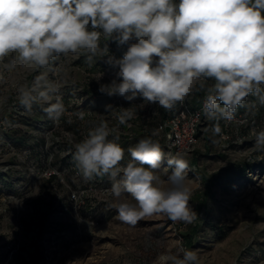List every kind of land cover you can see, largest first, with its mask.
I'll list each match as a JSON object with an SVG mask.
<instances>
[{"label":"clouds","instance_id":"obj_1","mask_svg":"<svg viewBox=\"0 0 264 264\" xmlns=\"http://www.w3.org/2000/svg\"><path fill=\"white\" fill-rule=\"evenodd\" d=\"M108 42L127 50L117 58ZM73 54L106 58L115 77L98 91L128 102L140 98L171 110L194 91L205 93L202 110L216 121L211 131L219 136V122L234 120L250 94L264 104V0H0L2 71L47 69ZM58 92L43 74L16 89L28 111L34 103H47L44 111L54 122L66 111ZM122 109L118 121L124 125L135 113ZM116 131L101 121L76 144L73 160L85 180H112L107 191L119 201L113 205L118 219L129 226L162 214L173 223H193L198 214L190 206L185 155L165 160L161 144L147 137L127 148L130 160L122 163L125 148L113 136ZM253 135L264 146V128ZM165 162L172 169L166 180L156 171ZM157 261L199 264V256L185 249L161 252Z\"/></svg>","mask_w":264,"mask_h":264},{"label":"rangeland","instance_id":"obj_2","mask_svg":"<svg viewBox=\"0 0 264 264\" xmlns=\"http://www.w3.org/2000/svg\"><path fill=\"white\" fill-rule=\"evenodd\" d=\"M83 55L60 56L47 69L38 70L53 76L59 93L70 99L64 102V118L69 124L80 117L71 116V113L81 99L87 97L88 77L97 76L100 84L109 83L115 77L114 69L103 68L108 66L106 58L97 55L88 60ZM9 58L6 57L5 62ZM89 69H103V73L92 74ZM34 72L31 66H18L12 73L0 69V76L3 77L0 79V132L11 122L4 117L9 116L11 107L18 102V85L29 84V77ZM74 87L78 88L72 91ZM68 91L70 94L66 93ZM51 102H55V96ZM86 112L92 118L88 120L82 116L79 125L75 126L76 132L67 131L57 123L45 134L49 138L47 147L52 149L48 162L64 158L70 160L73 155L71 148L55 145L51 140L59 129H62L65 138L68 135L67 140L62 141L60 137L61 141L75 148L86 137L89 127H95L101 121H107L110 128H117L113 126V121L99 118V111L88 108ZM233 127L224 130L230 140L226 142L216 138L204 124L199 143L191 152L184 154L189 163L187 183L192 190L190 206L198 214L191 224L173 223L163 214L146 217L134 227L124 224L113 207L119 201L100 185L85 180L82 174L81 178L74 180L79 182V187L81 182L89 185V190H80L85 195L84 204L81 207L70 204V212L65 208L68 211L66 215L58 213V210L64 211L62 205L70 202L69 195L74 191L66 176L57 169L59 180L69 189V194H63L55 180L46 179L40 172L49 167L56 169L55 166L48 163L45 168L37 166V163L33 165L31 161L35 157L25 147L0 144V173L7 177L3 182L0 179V264L4 263L13 244L20 245L17 259L26 256L32 264H42L44 254L50 257L53 264H159L157 256L161 252L175 254L185 250V236L190 234L194 224H198L199 229L191 249L197 251L199 264H264V172H251L244 180L226 188L215 183L217 175L232 163H241L253 157L264 161V151L262 146H257L253 129L236 130ZM261 128L258 125L256 131ZM174 156L166 154L165 160ZM171 170L165 162L156 171L161 179L166 180ZM205 180L214 184L212 195L208 197ZM49 204L53 206L52 210L55 208L54 212L42 222L43 212ZM43 223L46 227L42 229Z\"/></svg>","mask_w":264,"mask_h":264},{"label":"trees","instance_id":"obj_3","mask_svg":"<svg viewBox=\"0 0 264 264\" xmlns=\"http://www.w3.org/2000/svg\"><path fill=\"white\" fill-rule=\"evenodd\" d=\"M103 41V38H102ZM104 43V41H103ZM109 52L110 54L116 56L117 58H120L123 56L124 52L127 50V46L118 47L116 43L108 42ZM85 55V54H84ZM83 55V56H84ZM103 68L112 69L110 66H106ZM92 71V74H102L103 69L101 71H95L93 69H89ZM43 74L47 80L54 82V78L51 75H48L44 73V71H35L30 77H29V84L33 81L36 75ZM211 83V81L209 82ZM88 88V92H85V99H81V103L76 106L74 109H72L73 112H81L80 117H76L73 124H69L68 121L62 116L59 120V123L61 124V128H65L67 131H73L76 132L75 126L79 125V121L83 117H87L88 120L91 119V115H88L86 110L88 108H93L94 111H99L100 114L98 115L99 118H105L109 121H113L115 124L114 127H117L116 129L119 131L115 135L119 136L118 143L121 144L122 147L125 148V156L124 161L122 163H127L128 160H130V155L127 152V148L130 146H134L136 144V140L139 141L142 138L151 137L154 141H158L164 152L165 155L167 154L166 148H165V142H164V134L162 132L158 131V124L162 119H165L167 117H171L178 113L180 109V103H178L173 109L171 110H165L163 108H159L155 110L154 112L149 110L150 104L146 101H143L140 98H137L136 100L132 102L126 101L123 97L119 95L114 96H108V95H100L98 91L100 80L95 75L94 77H88V83L86 84ZM78 87H74L71 90H76ZM70 91V90H69ZM66 92L67 94H70V92ZM98 91V92H95ZM99 93V94H98ZM57 95V94H56ZM55 96V95H54ZM59 96H62L63 103L66 102L67 99L65 96H63L62 93H59ZM84 96V93H83ZM65 97V98H64ZM82 97V95H81ZM205 98V93L194 91L192 94L189 95V103L192 105V107L196 106L199 101ZM106 105H112L113 109L110 111L106 110ZM47 107V103L45 102H38L34 103L32 106L31 111L26 110L19 101L15 103L11 107V112L8 114L9 116L4 117L5 119L8 118L11 120L8 127L0 132V144H13L15 147L23 148L25 147L26 151L35 157L34 160L31 161L33 165L34 163H37V166L48 167L49 164H52V166H55L56 169H58L64 177L66 176V180L69 183V186L74 191H80L82 190H89L88 184H83L81 182V186L79 187V182L75 181L78 177L81 178V173L76 167V164L74 160H71L73 158V155H71L70 160L69 159H63V160H56V162H48L49 157L52 154V149H49L47 147V139L48 135H45L52 129H54V121L49 118L47 113L44 111V109ZM131 107L133 112L136 115V119L129 120L126 124L121 125L118 121L119 114L123 111L122 108H128ZM240 114L246 115L249 117L250 121H254V123H260L261 119L264 117V104H261L258 97L255 95H249L245 98V100L242 102L240 106H238L235 116H238ZM83 116V117H82ZM205 122L207 129L212 133L211 128L216 121L208 119L204 114ZM220 126L222 128V131H224L226 127V121L221 120ZM18 126V127H17ZM26 127V128H25ZM235 127V126H234ZM233 127V128H234ZM249 127V125L247 126ZM243 127V128H247ZM81 128V127H80ZM94 127H89L88 130L92 129ZM231 128V127H230ZM237 130L238 128L235 127ZM81 131V130H80ZM202 131L199 132L200 136ZM245 132V131H244ZM88 133V132H87ZM86 133V134H87ZM213 134V133H212ZM208 135V134H207ZM64 137V134L62 133V129H59L53 137H51V140L55 143V145H62L66 146L67 148H71V152H75V148L69 146L68 143L62 142L63 139L67 140ZM215 136V135H214ZM62 141H61V138ZM216 138H219V136H215ZM112 136H110V139ZM65 140V141H66ZM9 147V148H10ZM264 151V146L261 148ZM11 164H17V163H11ZM264 172V161L258 160L256 157L246 159L241 163H232L225 167L216 177L215 183L219 186H223L226 188L232 183H239L240 181L244 180L245 176L251 172ZM78 173V174H77ZM6 175L0 173V179L3 182L6 180ZM52 180L56 181L57 185L60 187V191L63 192V194H69V189L60 182L59 178L52 177ZM79 181V180H78ZM90 181L92 184L93 182L95 184L100 185L103 189H109L111 187V180H109L108 176L103 177H95ZM206 181V197L212 195V187L214 184L212 182ZM90 183V184H91ZM4 185V184H3ZM87 189V190H86ZM55 200V199H54ZM69 200V199H68ZM71 203L68 202L67 205H62L64 208V211H57L61 214H67V212L71 210ZM52 205H47V208L43 212V220L48 216L50 213H53L54 209L52 210ZM67 208L68 211H65ZM63 210V209H62ZM55 211V212H56ZM42 229L46 226L44 223L41 225ZM40 227V228H41ZM199 229L198 224H194L192 227V231L189 235L185 236L184 240V246L185 249H191L193 247V238L196 235L197 231ZM40 232V229H39ZM24 256V255H23ZM43 257L42 249L40 248V258ZM16 256V263L15 264H32L33 262L30 261L26 256L20 257V259H17ZM35 262V260H34Z\"/></svg>","mask_w":264,"mask_h":264},{"label":"built area","instance_id":"obj_4","mask_svg":"<svg viewBox=\"0 0 264 264\" xmlns=\"http://www.w3.org/2000/svg\"><path fill=\"white\" fill-rule=\"evenodd\" d=\"M98 92V91H95ZM99 94V93H98ZM59 95V92L57 93ZM102 96L106 94H100ZM61 97V96H60ZM203 100L198 102V104L194 107L189 103V96L186 100L180 104V109L178 113L171 117H167L162 119L158 124V131L164 134V142L165 148L168 156L176 155L178 152L182 154H186L191 152L195 146L200 141V134L202 126L204 125L205 118L203 112ZM160 106L156 104H150L149 110L154 112L159 109ZM80 112H72L71 116L78 115ZM74 114V115H73ZM66 116V113L63 116ZM133 119H136V115L133 116ZM59 121L54 122V127L57 125ZM249 125L250 129L257 130L258 125H261L264 128V117L261 119L260 123H254V121H250L249 117L246 115L240 114L235 116L234 120L226 121V127L235 126L236 128H243ZM251 132V130H250ZM252 133V132H251ZM219 139L221 141H230L228 132L222 131V134L219 135ZM243 139V138H242ZM239 139L238 141H242ZM49 167L47 169H42L43 177L46 179H50L52 177H57L60 179V174L57 169ZM105 189V188H104ZM110 189V188H109ZM108 189H105L106 192ZM109 193V192H108ZM84 192L83 191H73L69 195V201L75 207H81V204H84ZM20 248L19 244H13L9 249V254L6 257L3 264H15V256L18 253ZM183 251V250H182ZM42 264H53L50 257L44 254Z\"/></svg>","mask_w":264,"mask_h":264}]
</instances>
